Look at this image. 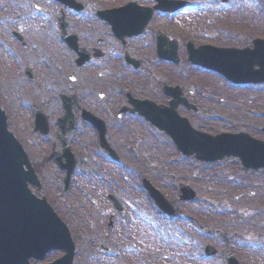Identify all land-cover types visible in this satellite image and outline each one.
I'll list each match as a JSON object with an SVG mask.
<instances>
[{"label": "rangeland", "instance_id": "obj_1", "mask_svg": "<svg viewBox=\"0 0 264 264\" xmlns=\"http://www.w3.org/2000/svg\"><path fill=\"white\" fill-rule=\"evenodd\" d=\"M84 1L97 4V8L107 7L105 2ZM233 2L227 19L239 23L250 14L251 18L264 19V0ZM36 7L47 10L40 14ZM59 12L54 0H0V106L7 114L10 130L28 152L32 164L43 165L38 168L42 191H34L40 197H47L73 229L77 247L74 264H165L160 258H165L168 264H228L229 251L235 253L242 264H264V170L248 171L235 157L214 164L201 163L194 157L185 158L169 137L151 129L140 118L127 119L124 128L115 122L108 135V141L121 157L118 163L108 160L99 146L93 145L95 141L83 123L76 133H68L67 140L72 147L82 144L86 149L83 158L77 157L81 161L70 192L63 193V173L54 162L46 160L52 145L61 151L57 119L64 114L62 95H77L82 106L79 111L82 108L99 110L102 107L98 99L104 95L107 107L113 110L122 103L127 89L138 92L141 98L145 93L167 102L160 92L162 84L171 81L167 70L154 58L148 59L154 70L145 62L151 77L150 90L141 86L139 80L128 81L124 74L114 72L108 60L77 67L76 55L60 39ZM86 12L90 14L69 13V32L78 34L86 43L102 38L109 44V52L117 49L111 32L99 23L92 10ZM35 17H39L40 23ZM169 22L168 17L154 19L151 29L169 34L172 31ZM180 24L177 26L183 44V38H197L195 26L182 21ZM14 32L23 36L26 46L15 38ZM111 63L119 69L122 66L113 58ZM189 67L188 63L180 66L182 70H177L180 77L175 83L181 85L187 95L190 89L195 90V94L188 97L198 111L179 109L195 129L212 135L248 132L264 139V133H258V128L264 126V118L259 114L263 94L256 90L242 94L240 101L232 100L230 95L239 90H234L231 82ZM27 68L32 71L33 82L26 74ZM36 107L41 108L51 122L49 136L33 131ZM103 112L110 114L107 110ZM131 148L138 154L133 155ZM143 179L152 180L172 204L176 210L174 217H168L155 206L144 190ZM180 184L194 189L197 198L189 202L180 200ZM109 194L124 201L128 211L118 220L116 217L112 233L107 229V213L109 210L114 213ZM167 233L175 244L189 239L188 244L180 248L184 256H178L170 247L173 245L161 242L160 236ZM101 245H108L109 250L104 252ZM208 245L217 249L216 256L210 258L204 254ZM61 255L52 253L47 261Z\"/></svg>", "mask_w": 264, "mask_h": 264}, {"label": "water", "instance_id": "obj_2", "mask_svg": "<svg viewBox=\"0 0 264 264\" xmlns=\"http://www.w3.org/2000/svg\"><path fill=\"white\" fill-rule=\"evenodd\" d=\"M58 1L78 10L83 8L74 0ZM176 8L177 6L166 0H159L155 7L163 11H174ZM153 11L154 8H142L135 3H130L125 7L100 11L98 15L111 25L116 37L124 41L125 37L143 33L152 19ZM59 21L62 30L61 38L79 55L78 65H83L91 59V54L79 48L77 35L67 33L69 23L66 22L64 12ZM157 39L160 58L180 63L177 47L161 33H158ZM165 46L167 49L164 48ZM190 60L223 74L234 83L264 82V56L257 55V51L227 53L208 51L204 47L192 48ZM129 62L134 61L130 59ZM255 65H259L260 69L253 70ZM164 92L173 97L170 107H158L151 102L132 100L131 103L135 108L133 111H139L147 120L165 131L185 156H195L205 162H216L226 157H239L247 169L264 168V141L244 133L212 136L199 132L176 111L180 104H188L187 100L182 98L181 89L165 86ZM62 100L65 115L58 121L60 126L58 137L63 143V153L53 151L50 159L67 171L65 188L68 190L76 167V159L65 139V134L75 130L77 125V117L73 113V104L77 103V97L63 96ZM122 113L124 112L120 114ZM35 114V131H40L44 135L49 134L50 127L46 115L39 108L35 109ZM82 117L98 130L101 147L112 157L119 159L107 143L105 124L88 112H84ZM29 185L41 186L28 154L9 130L8 117L0 106V264H30V259L41 261L47 253L55 250H61L65 254L51 264H74L76 244L68 226L47 199L36 197ZM144 186L163 212L169 215L176 213L169 201L149 181L145 180ZM180 191L182 200L196 198V192L189 186L181 185ZM115 206L122 210L118 201H115ZM113 222L112 217L109 225L111 230ZM216 252L212 246L206 248L208 255H214ZM227 258L229 264H240L232 254H228Z\"/></svg>", "mask_w": 264, "mask_h": 264}, {"label": "flooded vegetation", "instance_id": "obj_3", "mask_svg": "<svg viewBox=\"0 0 264 264\" xmlns=\"http://www.w3.org/2000/svg\"><path fill=\"white\" fill-rule=\"evenodd\" d=\"M76 1L83 4L84 6L83 11L75 12L74 10L67 9L63 5L58 3L60 12L62 10H65L68 17L69 13L90 14L86 12L87 9H90L92 10L94 17L99 21V23L103 24L106 30H109L111 32L109 24L100 20V18L97 17V11L103 8H97L96 7L97 4L95 5V3H91L88 1H84V0H76ZM167 1H170L174 6H177L176 10L172 12L155 10V7L158 5L159 0H97V2H101V3L105 2V4H107V7L105 9L125 7L129 5V3H135L136 5L142 8H154L152 19L147 24L142 34L138 36L126 37L124 39V41H126L125 43H123V40L122 41L116 40L117 49H114L111 52H109V50L107 49L109 44H107L106 41L103 40L102 38H97L92 43H86L85 41H83L81 37H79L80 45L82 47H85L92 54H94L96 50H99L97 54L100 57L97 58L93 57V59L89 63L100 60H108L109 68L112 69L114 72H119V74L121 73V75L124 74L125 79L128 81L134 80L135 82H137L139 80L142 83L141 86H144L145 88H149V90H150L149 85L151 83L150 82L151 77L149 75V71L146 68V64H145V62L151 64L150 61H148V59L154 58L159 63V65H161L164 69L167 70V73H169V80L171 82L162 84V88L160 92L162 94V97H165L167 102H164L163 100L162 101L155 100V95L146 96L145 93H144V97L141 98L138 96V92L127 89L124 93L122 103L120 105L118 104L116 108L111 110L107 107L108 105L107 98L104 95H102L98 99V101L101 103L102 108H100L99 110H91V111L89 110V112L106 125L109 133L111 132V129L115 127V122H118L119 125L123 126L124 128L126 127L125 126L126 120L129 118H140L143 121H146L144 119L145 116H143L139 111H133L135 108L134 105L131 103L132 100L140 101V102H151L158 107L169 106L171 100H173V97L165 94L164 92L165 85H169L170 87L179 86L181 88L182 98L188 100L189 105H192V109L190 108L186 109L182 105L180 106V108H184L186 109V111H198L197 107L190 101L191 99L188 97V95L195 94V90L190 89L187 95L183 87L178 83H175L177 77H180V75L177 74V70H182L180 66L184 65L185 63L186 64L188 63L190 67L193 68V70H195L196 68L197 70L204 73L205 71H207L202 64L194 63L190 60V52L192 48L200 49L204 47L208 51H218V52H227V53H240V52L250 53L257 51V55L264 56V19L261 20V19L251 18V14L249 17H247L246 19H244L242 22L239 23L227 19L226 14H230V10L234 7V3H235L233 2L234 0H167ZM44 9L46 8L36 7L37 12L40 14L44 13ZM263 12H264V8H263ZM160 17L169 18L170 22L168 27L170 28L171 25V30H172L171 33L169 32V34H167L160 30L151 29L154 19ZM132 19H134V17H132ZM180 21H182V23H186L188 26H195L198 32L197 38L195 39L191 37L189 39L183 38V40H185V44H183L181 39L182 37H180V32L178 31V26H177V25H181ZM158 33H161L164 36H166L168 41L177 47L178 57L182 59L180 64H175L174 61L160 58V56L158 55V39H157ZM164 48L167 49V46H165ZM118 49L121 50V55H119ZM184 52H186V55L183 54ZM182 55H184V58ZM128 57H131L134 60V62L133 63L129 62ZM111 58L115 59L116 61H119L122 64L120 69L111 63ZM146 59L147 61H145ZM151 67L153 68L152 64ZM190 67L188 69H191ZM135 74H139L141 77H139V75L135 76ZM211 74H215V73L211 72ZM230 85L234 88V90L236 89L239 90V92H235L234 99L232 100L240 101L241 99L240 96L242 94L244 95L245 93H250V92L254 93L256 90L259 91V93L263 94V98H264V84L255 85L251 83L250 84L230 83ZM157 89H159V86L157 87ZM130 96L133 97V99L130 100ZM79 102L80 100H78V102L74 106V111L77 116H79V113L83 111V108L79 111V108L82 107ZM95 104H97V101H95ZM260 105L262 110L260 111L259 114L261 115L260 116L261 118H264V101ZM103 110L110 111L109 116H107V114L104 113ZM121 112L124 113L120 114ZM141 115L143 116V118L141 117ZM88 127L90 128V131L93 134V138L95 139V143L93 145H96L98 141V140L96 141L97 130L89 124ZM258 130H259L258 133L259 132L264 133V126H261L260 128H258ZM131 151L133 150L131 149ZM31 263L36 264L35 261H32Z\"/></svg>", "mask_w": 264, "mask_h": 264}, {"label": "trees", "instance_id": "obj_4", "mask_svg": "<svg viewBox=\"0 0 264 264\" xmlns=\"http://www.w3.org/2000/svg\"><path fill=\"white\" fill-rule=\"evenodd\" d=\"M193 218H195V216L193 215ZM198 219V218H197ZM161 237V242H163V240H166L167 238L166 237H164V236H160Z\"/></svg>", "mask_w": 264, "mask_h": 264}]
</instances>
